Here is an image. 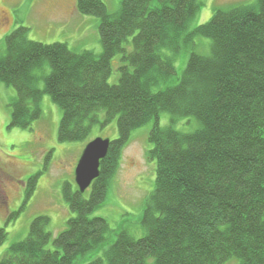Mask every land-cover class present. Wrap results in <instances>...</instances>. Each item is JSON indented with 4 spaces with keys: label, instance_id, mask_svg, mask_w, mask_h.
<instances>
[{
    "label": "trees",
    "instance_id": "1",
    "mask_svg": "<svg viewBox=\"0 0 264 264\" xmlns=\"http://www.w3.org/2000/svg\"><path fill=\"white\" fill-rule=\"evenodd\" d=\"M200 8L199 0H122L111 15L103 0H78L79 14L100 20L101 55L32 42L24 27L3 40L0 82L17 93L11 127L31 129L49 95L62 110L60 143L85 142L95 125L115 121L118 138L84 194L63 184L75 214L67 228L54 238L50 219L36 218L0 264H77L102 250L94 264H264V0L217 10L190 29ZM201 40L210 43L207 56L196 52ZM182 54L187 63L177 78ZM118 56L119 83L111 85ZM162 114L170 126L161 127ZM181 119L197 129L176 130ZM151 123L147 158L156 181L141 217L147 234L136 239L123 230L109 243V222L91 215L105 203L132 133ZM38 177L30 178L27 199ZM6 238L0 230V245Z\"/></svg>",
    "mask_w": 264,
    "mask_h": 264
},
{
    "label": "rangeland",
    "instance_id": "2",
    "mask_svg": "<svg viewBox=\"0 0 264 264\" xmlns=\"http://www.w3.org/2000/svg\"><path fill=\"white\" fill-rule=\"evenodd\" d=\"M122 0H103L111 15L120 10ZM257 0H199L200 12L190 29L210 22L217 10L228 11L238 5H251ZM78 0H0V54L5 53L3 40L20 27L27 28L32 42L44 45L65 44L71 51H85L101 55L100 20L84 16L77 11ZM198 54H210V43L201 40ZM182 54L175 62L177 78H180L187 63ZM121 57L112 62L111 85L119 83ZM43 88V84H40ZM16 90L0 82V230L7 233L0 245V261L9 247L24 241L31 224L38 217L50 219L49 232L54 238L67 228V222L75 217L62 196L66 182H75V170L81 155L90 142L96 139L114 141L118 138L117 122L106 127L95 125L90 137L81 143H60L58 139L62 110L49 95L42 100V118L31 129L11 127L12 105ZM169 114H162L161 127L170 126ZM175 129L193 132L197 123L193 119H181ZM153 128L149 124L132 133L129 145L123 152L120 168L110 187L105 203L91 218L101 217L109 222L112 233L108 242L125 230L136 239L146 236L141 223L146 201L155 189L156 163L150 162L147 152L152 146L148 138ZM51 154L46 170V158ZM38 180L32 196L27 199L30 178ZM20 214L14 218V214ZM11 220H9V218ZM104 259V251L87 255L77 264H94ZM104 264H107L104 262ZM227 264H239L234 258Z\"/></svg>",
    "mask_w": 264,
    "mask_h": 264
},
{
    "label": "water",
    "instance_id": "3",
    "mask_svg": "<svg viewBox=\"0 0 264 264\" xmlns=\"http://www.w3.org/2000/svg\"><path fill=\"white\" fill-rule=\"evenodd\" d=\"M111 141L96 139L85 147L75 170V182L84 194L100 175V164L108 154Z\"/></svg>",
    "mask_w": 264,
    "mask_h": 264
},
{
    "label": "flooded vegetation",
    "instance_id": "4",
    "mask_svg": "<svg viewBox=\"0 0 264 264\" xmlns=\"http://www.w3.org/2000/svg\"><path fill=\"white\" fill-rule=\"evenodd\" d=\"M0 200H2L1 196H0Z\"/></svg>",
    "mask_w": 264,
    "mask_h": 264
}]
</instances>
